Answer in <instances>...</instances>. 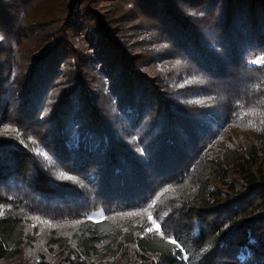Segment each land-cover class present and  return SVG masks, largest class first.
<instances>
[{"label": "trees", "instance_id": "1", "mask_svg": "<svg viewBox=\"0 0 264 264\" xmlns=\"http://www.w3.org/2000/svg\"><path fill=\"white\" fill-rule=\"evenodd\" d=\"M133 1L161 24L174 57L197 71L200 85L190 90L203 103L158 98L141 74L119 72L125 63L111 53L106 26L85 18L94 0L0 1V29L13 41L0 47V128L8 129L0 131V262L28 248L41 264H264V62L254 63L264 55V0ZM175 2L200 17L187 19ZM80 5L94 30L109 34L96 52L101 73L116 82L111 98L91 93L83 69L64 96L52 92ZM51 16L65 29L28 76L22 52ZM108 100L125 115L119 123ZM211 116L251 131L260 146L213 156ZM77 133L85 139L75 147ZM100 210L103 219L88 218ZM153 221L159 231H147Z\"/></svg>", "mask_w": 264, "mask_h": 264}, {"label": "rangeland", "instance_id": "2", "mask_svg": "<svg viewBox=\"0 0 264 264\" xmlns=\"http://www.w3.org/2000/svg\"><path fill=\"white\" fill-rule=\"evenodd\" d=\"M1 2L10 3V0H0ZM12 3V2H11ZM79 4H77L78 6ZM177 9L184 11L187 14V19H197L200 17L193 8L189 5L180 3L177 4ZM88 5H80V12H77L76 21L77 28L75 31L69 34V41L65 46H62L64 53L63 60L59 61V69L57 75L55 76V82L52 87V92L58 94V97L64 96L68 93L69 89L76 84L77 76L80 69H83L85 75V84L92 88V94H97L98 99L111 98V86L115 85V80L108 75L102 74L101 72L105 70L102 63L97 61V43L100 38L105 36H110L114 39L116 43L115 50H111V53L115 52L116 55L123 56V62L125 66L120 68L119 72L130 73L131 71H136L141 74L143 79L148 81L152 87H158L161 94L158 98L166 99L167 101H174L175 103H186V104H199L203 103L206 99H203V95L199 90H190L192 87H197L200 85V79L197 76V71L193 67H188L186 62L182 59L175 58L170 46L166 44L167 37L163 35V28L157 20H154L149 13L145 10L139 8L133 0H94V2L89 5L91 8L89 14L85 18L97 17L100 19V26L107 28L109 34H102L94 30V23H88L84 18L82 11H88L84 9ZM94 21H97V20ZM58 22L54 17H49L42 19L41 24H36L39 29H35L36 35L35 41L22 52V65H26V68L22 69L23 72L29 76L34 68L40 66L41 57L50 53L57 45L58 39L61 36L58 35L57 31L60 29H65V21ZM101 35V36H100ZM22 38L19 39L21 41ZM97 39H99L97 41ZM12 41V36L5 34L0 29V47L2 45L8 44ZM70 44V45H69ZM69 45V46H68ZM60 47V46H59ZM112 54H108L110 57ZM34 56L36 57L34 60ZM5 60L4 56H0V63L3 64ZM264 62V55L260 56L255 64H261ZM39 64V65H38ZM167 88V89H166ZM111 93V94H110ZM171 93L172 96H167ZM26 97L29 96V91L25 94ZM33 96H35L33 94ZM52 97V96H51ZM45 99V100H44ZM43 97L44 106L51 105L50 101ZM108 109L110 110V115L116 122H120L124 119L125 115L119 113L116 110V104L113 100H108ZM105 104V102H104ZM103 106V105H102ZM39 108L42 107L41 100L39 102ZM106 112V106H103ZM128 113L131 112L129 109ZM213 115L219 117L220 109H215L211 111ZM46 118H50V109L45 110L44 113ZM213 119L215 120L214 131V141L212 144L208 145L206 148L207 152H211L213 156L217 151H222L220 148L229 147L241 152H245L249 147H259L260 142L256 135L251 131L246 130L240 125L234 122L227 121L225 119ZM207 121V120H206ZM213 123V122H212ZM210 123V125H212ZM123 126L126 125L122 122ZM7 126V125H3ZM2 129L0 131L5 132L8 129ZM7 128V127H6ZM85 137H82L79 133L75 135L74 145L77 147ZM37 155L42 156L46 160H50L48 153L43 149H37ZM70 177V176H67ZM11 189H13L11 187ZM6 194V193H5ZM4 195V194H3ZM1 198V197H0ZM4 212V210H3ZM6 212V210H5ZM105 217L102 210L98 212H93L88 215L89 219L101 220ZM29 219V218H28ZM29 221V220H28ZM157 224L152 225L151 231L156 230ZM31 226H35L34 223ZM147 229V231H150ZM27 236L26 240L29 241ZM38 238V237H36ZM36 246L38 244H35ZM47 257L50 259L53 254L47 246H40ZM28 248L24 250L23 255L13 261L0 262V264H41L39 258L36 261H32V258H27L26 252ZM31 251L27 252L28 255ZM242 257V256H241ZM39 259V260H38ZM103 258L102 261H106ZM99 261L91 262V264H100Z\"/></svg>", "mask_w": 264, "mask_h": 264}, {"label": "snow or ice", "instance_id": "3", "mask_svg": "<svg viewBox=\"0 0 264 264\" xmlns=\"http://www.w3.org/2000/svg\"><path fill=\"white\" fill-rule=\"evenodd\" d=\"M61 176L64 177V174L61 173ZM64 178H69V179H71V177H64ZM133 215H135V214H133ZM153 224H155V221H153ZM149 230L151 231V229H149ZM156 230L159 231V226H158V225H157V227H156ZM172 243H175V241H172Z\"/></svg>", "mask_w": 264, "mask_h": 264}]
</instances>
